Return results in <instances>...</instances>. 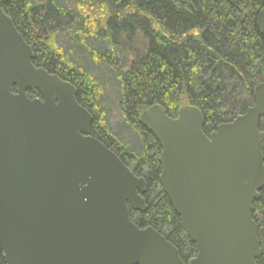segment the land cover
Wrapping results in <instances>:
<instances>
[{"label": "water", "instance_id": "1", "mask_svg": "<svg viewBox=\"0 0 264 264\" xmlns=\"http://www.w3.org/2000/svg\"><path fill=\"white\" fill-rule=\"evenodd\" d=\"M0 0V256L5 264H255L251 214L264 186L259 121L252 106L210 134L187 106L168 117L151 105L138 123L158 143L159 184L197 253L186 263L130 211L146 210L145 182L90 135L76 88L32 64L30 46ZM264 38V9L256 17ZM27 93L36 94L30 99Z\"/></svg>", "mask_w": 264, "mask_h": 264}, {"label": "trees", "instance_id": "2", "mask_svg": "<svg viewBox=\"0 0 264 264\" xmlns=\"http://www.w3.org/2000/svg\"><path fill=\"white\" fill-rule=\"evenodd\" d=\"M262 9L264 0H7L2 6L31 47L33 66L76 88V102L93 118L90 135L144 180L146 210L130 211L132 223L164 237L184 263L197 249L162 192L161 149L138 118L151 105L172 119L193 106L208 135L251 107L253 89L264 82V38L256 28ZM102 69L111 76V98ZM107 108L117 110L116 129ZM258 131L264 158V117ZM251 217L261 250L255 264H264V186Z\"/></svg>", "mask_w": 264, "mask_h": 264}, {"label": "rangeland", "instance_id": "3", "mask_svg": "<svg viewBox=\"0 0 264 264\" xmlns=\"http://www.w3.org/2000/svg\"><path fill=\"white\" fill-rule=\"evenodd\" d=\"M99 76L102 80L107 81V84L109 86L107 94H108V98H111L113 96V90H112L113 87H111L112 80L110 74H107V71L105 69H102L99 71ZM107 121L109 126L114 129H116V127L122 124V122L120 121V117L117 114V110L115 108H107Z\"/></svg>", "mask_w": 264, "mask_h": 264}, {"label": "flooded vegetation", "instance_id": "4", "mask_svg": "<svg viewBox=\"0 0 264 264\" xmlns=\"http://www.w3.org/2000/svg\"><path fill=\"white\" fill-rule=\"evenodd\" d=\"M32 95H34V96L32 97V99L37 98V95H36V94H32ZM135 213H138V212H135Z\"/></svg>", "mask_w": 264, "mask_h": 264}]
</instances>
